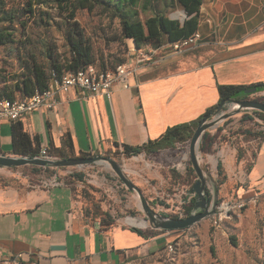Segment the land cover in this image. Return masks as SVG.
<instances>
[{
  "label": "crops",
  "instance_id": "1",
  "mask_svg": "<svg viewBox=\"0 0 264 264\" xmlns=\"http://www.w3.org/2000/svg\"><path fill=\"white\" fill-rule=\"evenodd\" d=\"M176 5L165 0L164 11L177 8L179 16L169 17L182 22L186 12ZM198 32L201 42L182 53L168 43L152 47L158 55L138 67L129 89L116 85L111 99L71 89L57 95V110L41 107L20 122L41 147L61 148L70 134L76 155L104 156L124 145L141 147L168 128L197 120L219 103V86L264 84V0H204ZM126 43L129 57L135 45ZM126 63L136 64L135 54ZM11 128L0 122V155H14ZM218 154L225 176L220 194L234 190L231 199L260 200L264 139L255 154L247 150L240 159L228 144ZM132 228L88 218L67 185L0 188V264L20 254L24 264H161L159 252L185 234L143 237Z\"/></svg>",
  "mask_w": 264,
  "mask_h": 264
},
{
  "label": "rangeland",
  "instance_id": "2",
  "mask_svg": "<svg viewBox=\"0 0 264 264\" xmlns=\"http://www.w3.org/2000/svg\"><path fill=\"white\" fill-rule=\"evenodd\" d=\"M43 1L48 3L34 4L33 13L25 0H5V5H0V94L14 89L28 74L31 63L45 66L49 73L52 59L66 66L71 58L66 32L72 21L52 0ZM145 1L138 0L135 7L126 10L137 14L143 21L154 12H165V0H153L152 7L147 10L144 9ZM118 7L119 0H102V4L93 10H79L76 16L92 48L94 64L107 69L129 59V47L117 17ZM176 11L177 8L166 11V14L177 17ZM2 34L5 38L1 37ZM144 49L149 51L152 47ZM17 94L18 99L23 98ZM247 100L264 103V93L253 94ZM225 110L231 112L232 105ZM259 114L252 109L243 111L207 133L208 149L202 150L201 163L217 183L225 178L223 170L222 176L218 171L221 147L228 144L241 157L247 150L255 154L259 149L264 138V117ZM204 140L205 137L203 143ZM187 146L189 144L133 157L116 149L104 156L116 162L127 179L141 190L154 212L165 216L168 214L165 209L176 208L186 200L188 188L191 189L197 179L189 158L184 160L188 154ZM88 157L91 156H77ZM54 184L72 187L83 214L92 220L99 219L103 226L133 227L150 235L162 233L152 229L151 223L144 220L146 213L137 192L131 191L111 166L83 164L60 168L25 166L0 169V188L49 189ZM233 193L234 190H228L226 195L220 194L219 204L233 198ZM188 215L186 209L185 217ZM184 231L180 239L175 238L172 242L177 244L174 254L169 255L165 248L159 252L161 264H264V196L256 205L224 222L220 229H214L206 219ZM145 264L155 263L148 260Z\"/></svg>",
  "mask_w": 264,
  "mask_h": 264
},
{
  "label": "trees",
  "instance_id": "3",
  "mask_svg": "<svg viewBox=\"0 0 264 264\" xmlns=\"http://www.w3.org/2000/svg\"><path fill=\"white\" fill-rule=\"evenodd\" d=\"M29 6V11L33 13V6L36 3L44 4L43 0H25ZM52 2L63 12L67 13L71 24H68L66 39L70 47L71 58L65 66L58 61L51 60V70L48 73L45 66L36 62L28 66V74H25L21 82L16 84L14 89L8 90L0 94L1 97L14 100L17 98V93H20L23 98L30 97L37 92H44L49 87V82L52 78L60 79L67 72H78L84 68L96 65L94 64L92 48L85 36L84 29L76 21L77 12L79 10H93L97 5L102 4V0H52ZM138 0H119L117 9V17L122 26L123 37L127 40H132L138 49L150 46L153 48L162 47L166 43H173L187 39L199 29L200 10L204 0H171V5L177 4L186 12L187 18L184 23L180 20L170 18L166 12H154L145 21L141 20L137 14L129 13L127 7H135ZM153 0H146L144 9L152 7ZM0 5H5V0H0ZM176 5V6H177ZM5 38V34L1 35ZM97 66V65H96ZM100 67V66H98ZM102 69H107L100 67ZM259 86L264 92V84H258L252 87L243 86H219L220 101L219 103L206 111V113L195 121L185 123L168 128L166 132L158 139L151 140L141 147L123 146V154L132 157L142 153L147 155L157 154L165 150H174L179 145L189 144L195 130L199 124L209 115L214 113L222 101L227 100H242L247 96L243 91ZM264 117V114H259ZM12 153L17 156L36 157L39 155L41 143L37 137H32L25 131L21 122L12 124ZM209 139V134L205 136L202 150L208 149L206 141ZM264 139V138H263ZM119 148V146H117ZM52 156L63 160L75 159L73 140L70 134L63 137L62 147L49 149ZM80 156H88L81 154ZM242 158L239 156V159ZM218 171L222 176V165L218 164ZM225 178L218 181L219 186L223 185ZM195 202V200H194ZM194 202L188 209L190 214ZM143 237L151 236L138 228H132Z\"/></svg>",
  "mask_w": 264,
  "mask_h": 264
},
{
  "label": "built area",
  "instance_id": "4",
  "mask_svg": "<svg viewBox=\"0 0 264 264\" xmlns=\"http://www.w3.org/2000/svg\"><path fill=\"white\" fill-rule=\"evenodd\" d=\"M201 40L202 36L197 31L187 39L168 43V46L170 50L182 53L188 48L198 45ZM133 54H135L136 64L124 63L111 69H102L96 65H91L78 72H67L63 74L60 79L52 78L47 90L44 92H37L30 97L10 100L0 96V122L8 121L12 124L20 122L24 115H29L41 107L47 110H57L60 106L57 95L66 93L71 89L77 88L84 94H102L111 99L114 87L120 84L125 90L129 89V80L136 74L138 67L145 62H152L153 58L158 55V50L152 48L149 51H145L144 48L138 49L134 46L129 54V58L132 57ZM37 157L56 159V157L50 154L48 147H41ZM184 160H188L187 153ZM57 185L58 184H54V186ZM186 195V200L182 202L180 206L176 208L170 206L165 209L164 212L168 213L165 217L180 219L187 217H185V211L186 209L188 211L191 207L195 200V195L190 193L189 188ZM258 201L259 198L257 196L223 201L218 205L216 212L210 216L208 220L214 229H220L224 222L232 219L249 206L256 205ZM176 249L177 244L174 243H170L165 247L169 255L174 254ZM7 264H24L23 256L21 254L17 255L12 260H9Z\"/></svg>",
  "mask_w": 264,
  "mask_h": 264
},
{
  "label": "water",
  "instance_id": "5",
  "mask_svg": "<svg viewBox=\"0 0 264 264\" xmlns=\"http://www.w3.org/2000/svg\"><path fill=\"white\" fill-rule=\"evenodd\" d=\"M187 15L182 20L184 23ZM262 88L259 86L246 89L243 94L247 98L253 94L261 93ZM227 100L222 101L216 111L206 117L195 130L188 147V158L196 172L197 179L190 193L195 195L194 207L191 215L186 218H167L154 212L145 201L141 190L131 183L125 173L119 169L116 162L103 155H95L88 158H77L69 160L45 159L40 157L17 156V155H0V169L3 168H18L25 166L41 167V168H60L68 166H77L83 164H97L111 166L115 169L122 181L128 186L131 191L137 192L143 209L146 213V222L151 223V228L160 231H181L190 229L201 221L208 219L212 216L219 205L220 187L211 175L202 168L201 154L202 143L206 134L213 128L219 126L226 119L242 113L243 111L252 109L258 113L264 114V103L257 100ZM229 105H232V111L225 110ZM238 106V108H235Z\"/></svg>",
  "mask_w": 264,
  "mask_h": 264
},
{
  "label": "bare ground",
  "instance_id": "6",
  "mask_svg": "<svg viewBox=\"0 0 264 264\" xmlns=\"http://www.w3.org/2000/svg\"><path fill=\"white\" fill-rule=\"evenodd\" d=\"M235 108H238V106H235ZM109 168V167H108Z\"/></svg>",
  "mask_w": 264,
  "mask_h": 264
},
{
  "label": "flooded vegetation",
  "instance_id": "7",
  "mask_svg": "<svg viewBox=\"0 0 264 264\" xmlns=\"http://www.w3.org/2000/svg\"><path fill=\"white\" fill-rule=\"evenodd\" d=\"M191 212H192V211H191ZM190 215H191V213H190L188 216H190ZM188 216H187V217H188Z\"/></svg>",
  "mask_w": 264,
  "mask_h": 264
}]
</instances>
